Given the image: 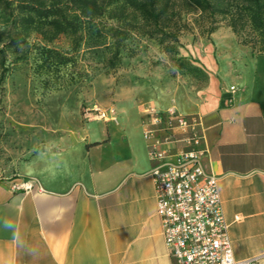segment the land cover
Wrapping results in <instances>:
<instances>
[{"label": "crops", "instance_id": "1", "mask_svg": "<svg viewBox=\"0 0 264 264\" xmlns=\"http://www.w3.org/2000/svg\"><path fill=\"white\" fill-rule=\"evenodd\" d=\"M233 69L214 76L209 98L118 91L106 117L89 107L78 129L28 154L15 176L0 175V264H178L157 213L152 170L161 163L144 136L146 112L171 106L201 118L203 164L219 178L234 256L264 264V55ZM22 179L31 187L13 189Z\"/></svg>", "mask_w": 264, "mask_h": 264}, {"label": "rangeland", "instance_id": "2", "mask_svg": "<svg viewBox=\"0 0 264 264\" xmlns=\"http://www.w3.org/2000/svg\"><path fill=\"white\" fill-rule=\"evenodd\" d=\"M217 30L207 34L212 19L186 14L180 23L176 52L167 43L135 32L124 41L119 62L112 57L110 29L117 22L110 14L85 21L80 41L64 34L47 43L31 34L18 42L12 19L0 6V175L15 176L28 154L42 148L64 131L78 129L89 107H106L120 91L124 99L137 89L181 88L197 98L212 95V80L223 72H234L240 61L251 55L240 44L221 17ZM42 48H52L71 56L75 62L50 69H36L42 62ZM226 61L231 69H208ZM181 65V66H180Z\"/></svg>", "mask_w": 264, "mask_h": 264}, {"label": "built area", "instance_id": "3", "mask_svg": "<svg viewBox=\"0 0 264 264\" xmlns=\"http://www.w3.org/2000/svg\"><path fill=\"white\" fill-rule=\"evenodd\" d=\"M235 89L231 87V91ZM93 110L100 117L107 116L106 109ZM146 114L148 153L161 163L152 170L157 213L177 263L260 264L262 256H234L219 178L207 172L203 164L207 147L200 116L181 114L173 106L164 111L152 107ZM30 187L28 180L12 182L15 190Z\"/></svg>", "mask_w": 264, "mask_h": 264}, {"label": "trees", "instance_id": "4", "mask_svg": "<svg viewBox=\"0 0 264 264\" xmlns=\"http://www.w3.org/2000/svg\"><path fill=\"white\" fill-rule=\"evenodd\" d=\"M0 6L12 19L18 42L36 34L50 43L69 34L75 38L74 50L81 40L82 24L110 14L117 22L110 29L112 38H116L110 67L118 64L124 41L132 32L158 38L160 44L167 43V51L176 52L174 44H179L180 23L186 14L212 19L207 34L217 30L216 18L221 17L238 42L250 48L252 56L264 55V0H0ZM41 50L44 57L36 69L75 62L56 49ZM4 78L3 72L0 82Z\"/></svg>", "mask_w": 264, "mask_h": 264}]
</instances>
